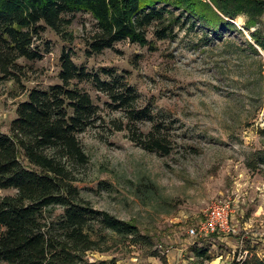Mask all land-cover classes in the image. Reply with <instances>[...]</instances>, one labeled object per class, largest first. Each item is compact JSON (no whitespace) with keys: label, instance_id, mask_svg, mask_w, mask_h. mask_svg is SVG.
Masks as SVG:
<instances>
[{"label":"rangeland","instance_id":"1","mask_svg":"<svg viewBox=\"0 0 264 264\" xmlns=\"http://www.w3.org/2000/svg\"><path fill=\"white\" fill-rule=\"evenodd\" d=\"M246 20L235 19L242 32L222 35L192 22L177 25L166 39L151 29L152 48L125 40L88 55L85 39L95 21L80 13L67 33L47 30L48 51L21 84H0L1 131L9 130L27 88L59 81L64 48L77 63L104 78L106 69L124 74L136 88L134 104L117 109L105 93L82 83L102 118L80 134L88 159L71 165L75 182L96 208L135 221L147 237H115L106 251L90 252L91 259L231 264L249 251L264 255V50L256 54L248 43L256 28L264 34V15L251 30ZM143 108L147 119L138 117ZM149 137L162 139L171 152L145 148ZM218 198L232 199L235 232L191 234ZM196 248L206 249L208 258L201 260Z\"/></svg>","mask_w":264,"mask_h":264},{"label":"trees","instance_id":"2","mask_svg":"<svg viewBox=\"0 0 264 264\" xmlns=\"http://www.w3.org/2000/svg\"><path fill=\"white\" fill-rule=\"evenodd\" d=\"M80 13L95 21L85 39L86 53L94 55L125 40L152 48L149 30L166 39L188 22L222 35L242 32L235 19L246 16L251 30L264 15V0H0V84H21L48 51L47 30L67 33ZM251 35L250 48L261 54L263 32L256 28ZM105 71L106 78L64 48L59 81L47 88L24 87L26 97L17 104L9 130H0V264H117L116 258L91 259L89 253L106 251L115 237L147 238L135 221L83 197L71 168L88 159L80 134L102 118L100 104L82 83L105 93L117 109H129L137 98L124 74ZM148 111L143 108L138 117L147 119ZM143 145L171 152L160 138L149 137ZM195 250L201 260L208 258L206 249ZM231 264H264V255L249 251Z\"/></svg>","mask_w":264,"mask_h":264},{"label":"built area","instance_id":"3","mask_svg":"<svg viewBox=\"0 0 264 264\" xmlns=\"http://www.w3.org/2000/svg\"><path fill=\"white\" fill-rule=\"evenodd\" d=\"M233 211L234 207L231 198H218L210 205L199 226L190 228V233L196 235L235 232L236 228L232 223Z\"/></svg>","mask_w":264,"mask_h":264}]
</instances>
